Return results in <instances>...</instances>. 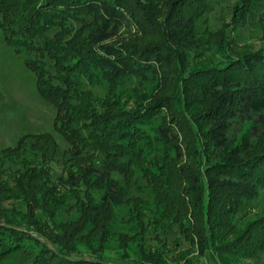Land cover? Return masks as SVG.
Wrapping results in <instances>:
<instances>
[{
  "label": "trees",
  "instance_id": "16d2710c",
  "mask_svg": "<svg viewBox=\"0 0 264 264\" xmlns=\"http://www.w3.org/2000/svg\"><path fill=\"white\" fill-rule=\"evenodd\" d=\"M208 4L0 0L5 41L41 47L51 61L25 58L70 147L58 174L49 131L0 149V264H194L189 245L214 262L222 248L236 257L264 246V225L226 241L264 184V46L198 60ZM27 136L45 144L40 155L23 150ZM114 247L119 255L104 253Z\"/></svg>",
  "mask_w": 264,
  "mask_h": 264
},
{
  "label": "rangeland",
  "instance_id": "374dc122",
  "mask_svg": "<svg viewBox=\"0 0 264 264\" xmlns=\"http://www.w3.org/2000/svg\"><path fill=\"white\" fill-rule=\"evenodd\" d=\"M56 29L57 27L48 30L47 34L51 35ZM197 30L202 41L208 40L204 52L202 56L198 57V60L209 58L222 60L243 52L256 50L258 47L264 46V0H209L208 7L198 20ZM132 34L133 32L128 36H134ZM17 35L16 32L13 34V36ZM125 35H127L126 31ZM33 47L31 46V49L27 50L24 48L15 49L5 41L0 29V149L14 146L21 135L49 131L54 134L58 144V150L54 154V158L49 159V164L58 174L63 168L64 162L66 160L69 162L68 154H65V151L70 147L68 142L54 131L55 109L51 104L41 99L36 85V75L25 63L26 57H37L43 60L47 66L51 62L49 57L41 51V47L35 49ZM193 54V51H190L187 61L182 63L183 69L192 66L195 57ZM179 69L178 63H175L168 73L164 91L169 97H173L175 94L177 77H180ZM131 82L127 83L131 84ZM91 88L95 93L103 92V88L100 86ZM194 93L196 94L195 90H188L190 98ZM243 129L244 131L248 130V124ZM205 131L206 125L203 126L202 133L204 134ZM204 142L208 144L206 140ZM23 146L25 147L23 150L27 151L30 156L32 153L40 155L37 150L45 148V144L32 136H27L24 139ZM5 166H16V164L5 160ZM237 218L234 221L235 227L227 236L226 241L232 242V236L235 233L242 232L245 227L249 228L252 224H255L254 228H251L252 231L264 225V184L258 186L253 198L245 200L240 205ZM184 245L186 246V243ZM189 246L184 249L189 252L188 256L192 257L194 264H264V246L256 248L254 252L248 250V253L245 251L246 248H240L248 255H244L243 252L236 257L231 256V253L224 252L225 248H222L223 253L218 255L216 262L207 255L199 253L196 246ZM75 249L77 254L86 256L89 254L83 245H79ZM104 253L113 257L121 252L119 248L114 247L105 249Z\"/></svg>",
  "mask_w": 264,
  "mask_h": 264
}]
</instances>
